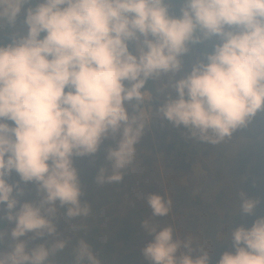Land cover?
Wrapping results in <instances>:
<instances>
[{
	"label": "clouds",
	"instance_id": "obj_1",
	"mask_svg": "<svg viewBox=\"0 0 264 264\" xmlns=\"http://www.w3.org/2000/svg\"><path fill=\"white\" fill-rule=\"evenodd\" d=\"M5 28L14 30L0 42V225L14 226L0 229V245L10 237L0 264H104L87 239L57 227V218L91 214L74 157L111 140L95 183H120L154 92L174 89L157 111L212 144L264 110V0H0ZM206 41L211 50L177 77L189 46ZM13 173L19 180L10 181ZM29 182L37 201L19 199ZM238 199L251 215L258 201L241 190ZM145 200L151 217L140 228L150 239L141 252L149 264H209L206 244L194 247L152 219L167 216L171 201L155 192ZM228 240L216 264H264V215L230 226Z\"/></svg>",
	"mask_w": 264,
	"mask_h": 264
},
{
	"label": "rangeland",
	"instance_id": "obj_2",
	"mask_svg": "<svg viewBox=\"0 0 264 264\" xmlns=\"http://www.w3.org/2000/svg\"><path fill=\"white\" fill-rule=\"evenodd\" d=\"M19 29L21 23L15 27ZM13 30L6 28L8 33ZM1 36L2 33L0 40ZM211 43L203 42L200 47L190 45L177 77L190 70L196 56L210 51ZM160 91L153 102L152 98L147 102L151 105L150 118L136 144V158L120 183H95L111 140L103 141L95 154L74 157L81 201L90 204L91 214L67 224L57 218V227L67 230L73 241L80 237L87 239L104 264H149L141 248L150 237L140 228V221L151 217L145 200L150 192L171 201L167 216L152 219L172 225L181 239L191 237L194 247L206 244L210 250L209 264H216L221 253L231 249L230 226H250L256 216L264 215V110L257 112L247 126L236 129L230 138L212 144L191 136L187 128L173 125L157 111L168 95H176L168 88L163 95ZM9 179L19 180V177L13 173ZM21 186L24 191L20 200L39 199L34 183ZM240 190L258 201L251 215L237 209ZM72 224H83L84 230L73 233ZM13 226L5 221L3 230L7 234ZM47 239V236L37 237L30 244ZM9 241L6 235L0 249L7 251Z\"/></svg>",
	"mask_w": 264,
	"mask_h": 264
},
{
	"label": "trees",
	"instance_id": "obj_3",
	"mask_svg": "<svg viewBox=\"0 0 264 264\" xmlns=\"http://www.w3.org/2000/svg\"><path fill=\"white\" fill-rule=\"evenodd\" d=\"M18 23H20V22H18ZM1 33L3 34V36H1V40H0V42H5V41H7L8 36H9V33H8V31H6V28L3 29V30H0V34H1ZM201 45H202V43H200V44H195L196 47H200ZM157 95H158V92H154V93H153V95H152V99H151L152 102H153V97H155V96H157ZM4 226H5V222H4L2 225H0V229L3 230Z\"/></svg>",
	"mask_w": 264,
	"mask_h": 264
},
{
	"label": "crops",
	"instance_id": "obj_4",
	"mask_svg": "<svg viewBox=\"0 0 264 264\" xmlns=\"http://www.w3.org/2000/svg\"><path fill=\"white\" fill-rule=\"evenodd\" d=\"M202 45H203V43H202ZM168 89L170 90L171 93L175 94V91L173 89H170V88H168ZM166 90H167V88L161 89L160 94L163 95V94L167 93ZM168 94H170V93H168ZM146 108L149 110V112L151 111V109H150L151 105L147 104Z\"/></svg>",
	"mask_w": 264,
	"mask_h": 264
}]
</instances>
